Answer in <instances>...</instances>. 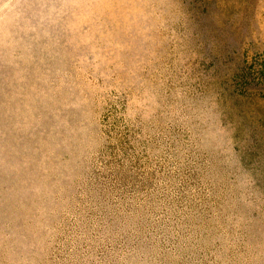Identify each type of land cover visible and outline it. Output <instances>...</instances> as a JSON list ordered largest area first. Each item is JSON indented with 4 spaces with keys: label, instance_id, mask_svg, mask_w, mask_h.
<instances>
[{
    "label": "rangeland",
    "instance_id": "1",
    "mask_svg": "<svg viewBox=\"0 0 264 264\" xmlns=\"http://www.w3.org/2000/svg\"><path fill=\"white\" fill-rule=\"evenodd\" d=\"M0 264H264V0H0Z\"/></svg>",
    "mask_w": 264,
    "mask_h": 264
}]
</instances>
